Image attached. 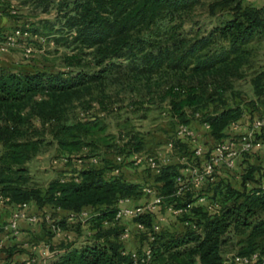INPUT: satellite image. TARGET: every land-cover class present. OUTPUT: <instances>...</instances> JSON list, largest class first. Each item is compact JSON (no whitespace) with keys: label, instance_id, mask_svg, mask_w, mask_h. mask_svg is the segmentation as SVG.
<instances>
[{"label":"trees","instance_id":"1","mask_svg":"<svg viewBox=\"0 0 264 264\" xmlns=\"http://www.w3.org/2000/svg\"><path fill=\"white\" fill-rule=\"evenodd\" d=\"M203 1L24 0L23 4L42 14L55 9V21L59 24L55 33V23L40 21L43 27L48 28L46 36H53L55 46L71 48L89 56L98 67L90 73L83 70L74 73L70 70L21 71L0 67V112L10 115L9 119L1 118L11 124L0 125V196L8 198V204L32 202L38 210L49 206L51 212L56 207L67 213L82 209L92 211L83 223L88 225L86 234L89 238L79 243L57 241V248L50 246L54 255L47 260V264H138L129 252L124 251L119 239L123 227L117 223L107 227L102 224L113 219L117 199L133 200L141 196L142 184L127 180L121 172L114 175L113 158L110 161L98 158L100 155L96 152L106 146V141L99 137L95 129L99 125L98 116L86 122L66 123L60 118V108L77 90L104 78L111 68L121 67L120 59L133 73L156 74L163 67L189 69L192 73L220 68L218 75H227L228 62L239 59L247 43L264 36V4L216 0L214 7H228L229 16L207 33L192 39L181 36L177 18ZM172 20L174 23H171ZM30 31L41 34L37 29L31 28ZM251 86L259 109L264 113V70L251 79ZM197 88L186 90L180 87L177 90L180 96L178 103L174 104L177 108L169 114L185 121L182 108L191 107V96L196 94ZM205 89L212 96L223 92L214 83L206 85ZM36 97L41 99L35 101ZM241 113L242 109L238 106H222L217 111L205 113L211 127L207 133L210 139L215 142L228 138L229 123L237 120ZM33 119L41 126L52 127V138L62 151L72 153L87 147L91 152L87 158L95 157L98 164H87L69 174L64 173L68 176L53 179L43 188L29 186L28 169L24 164L36 155L40 141L31 137L20 141L15 136L19 134L18 129L28 127ZM191 146V142L185 139L174 143V149L183 153L181 157L191 156ZM139 149L138 144H133L129 151L122 148L117 155H123L126 161L127 156ZM253 155L244 153L235 162V167H239L236 173L241 177V188L215 180L217 168L213 180L208 182L211 194L195 197L191 196V192H178L176 179L181 176L182 165L165 164L156 173L149 170L154 189L161 196L160 204L156 211L131 219L143 227L140 237L146 240L150 249L144 264H225L232 254H264V171L250 162L256 158ZM125 161L122 167L127 164ZM249 182L251 187H247ZM201 196L218 203L216 211L209 212L197 203V198ZM186 205L190 206L189 213L179 215L177 219L189 224L187 229L178 233L154 230L155 215L167 211L168 207ZM58 224L63 228L65 222L60 219ZM46 230L49 237L52 236ZM229 243L237 248L225 255L224 247ZM8 246L7 255L0 250V261L8 258L10 262L7 264H37L30 259L13 260V248ZM136 252L141 253L142 250Z\"/></svg>","mask_w":264,"mask_h":264},{"label":"rangeland","instance_id":"2","mask_svg":"<svg viewBox=\"0 0 264 264\" xmlns=\"http://www.w3.org/2000/svg\"><path fill=\"white\" fill-rule=\"evenodd\" d=\"M16 2L18 13L15 16L9 15L5 10L2 11L0 17L7 19L8 26H0V33L23 23H28L30 29H37L38 33L47 35L48 28L40 24L41 20L55 23L53 32L55 33L59 27V24L55 21L57 18L55 9L42 14L35 11L30 5L23 4L24 0H16ZM214 4H216V0H204L195 8L182 13L177 18L180 35L192 39L221 24L229 16L228 7L218 8L214 7ZM210 5L213 7L211 8ZM171 23H174V20ZM243 49L244 52L239 59L228 62V74L226 73L227 75H222V77L218 75L220 68L202 73H192L189 69L171 70L163 67L156 74L133 73L128 66H124L126 65L124 60L120 59L121 67L111 68L104 78L87 84L70 95L60 108V118L66 123H75L86 122L94 116L99 117V125L95 129L100 135L99 137H103L106 141V146L100 147L99 152H96L100 155L98 157L100 159L104 158L110 161L122 148L129 151L133 144H138L140 148L133 153L157 155L164 143V137L175 128L176 120L182 122L169 114L177 108V105L174 104L178 103L180 96H178L177 90L179 91L180 87L186 90L198 87L196 94L191 96L189 104L191 107L189 109L182 108V111L187 114H185L186 120L182 123L191 122L187 116L192 113H212L222 106H238L243 110L258 109L261 111L258 100L253 94L251 79L264 70V36L247 43ZM22 63L30 68L21 65ZM22 63H17L9 68L21 71L44 70L48 72L70 70L72 73L78 70L90 73L98 69L89 56L61 46L48 48L41 54L36 53L28 62ZM20 66H23V68H20ZM211 83H214L215 86L219 85V88L223 89L221 95L212 96L208 94L205 87ZM40 99V97H36L34 100L38 101ZM245 107L248 109H245ZM22 113L25 114V111H22ZM1 117L9 119V114L3 111L0 112V125H11ZM29 124L28 127L22 126L24 128L18 129L19 134L15 136L20 141L28 137L40 141L36 155L24 164V167L28 169L29 186L43 188L49 181L67 177L68 175L63 174H69L78 169V166L88 164L87 155L91 154L89 148L82 147L72 153L62 151L52 138V127L50 125L41 126L34 119ZM203 136L210 139V135L207 133H204ZM124 141L127 142V147ZM204 145H207V143H204ZM253 154L256 155V158L251 159L250 162L259 165L261 171H264V153ZM182 155L183 153L177 149L173 150L171 162L182 163ZM63 157L67 158V162L60 161ZM79 159L81 160L80 163L77 162ZM54 160L57 161L55 164L53 163ZM110 165L112 166V164ZM180 165L185 167L184 163ZM124 167L129 169H126V179L140 181L143 188L147 186L155 187L153 177L148 169H136L129 163ZM234 168L235 165L232 169ZM259 174L255 175L256 179ZM214 177L219 176L215 173ZM218 180L225 181L233 188H241V177L238 173L226 172ZM251 186L252 184L249 182L247 187ZM180 192L184 191L181 190ZM205 193L211 194L208 182L194 188L191 191V196L195 197ZM144 194L142 192L141 196ZM81 225L83 223L80 222H75L73 225H62L63 228L74 234L72 243H79L89 238L86 234L88 225H84L85 228H81ZM153 225L158 227L155 223ZM45 236L49 237L47 232ZM140 239L143 238L140 237ZM31 240L37 241L39 239L32 238ZM63 243L65 244V242ZM54 247L57 248L56 245ZM236 248V245L229 243L224 247V254L229 255L235 252Z\"/></svg>","mask_w":264,"mask_h":264},{"label":"built area","instance_id":"3","mask_svg":"<svg viewBox=\"0 0 264 264\" xmlns=\"http://www.w3.org/2000/svg\"><path fill=\"white\" fill-rule=\"evenodd\" d=\"M246 2H257V0H244ZM16 0H0V15L5 10L9 15L15 16L18 13ZM55 42L53 36H46L42 34L33 33L30 31V25L23 23L15 26L12 29L0 33V53L17 52L19 54L20 62H28L30 58L36 53H43L48 48H54ZM186 114V113H185ZM187 115V114H186ZM191 121L198 122L201 130L208 133L211 129L210 124L206 121V114L200 112L192 113L187 116ZM264 115H258L256 118H251L244 131H239V124L236 120L231 121L228 125L229 137L223 140L215 141L206 152H203L201 147H194L191 156L182 158L183 173L177 177L176 182L178 185V192L183 190L193 191L206 182L213 180V174L217 168L232 169L236 160L242 154L252 153L255 149H264ZM199 137V133L191 128L188 124L176 120L175 128L164 137V143L157 153L152 155L149 153H132L125 157L121 154L113 157L115 168L112 173L118 175L122 169V163L125 161L134 168H145L151 172H158L160 166L173 163L172 155L174 150V143L178 139H185L191 143L195 142ZM205 154L207 156L205 157ZM61 162H67V158L60 159ZM88 164L96 165L98 160L93 157L89 158ZM57 161L54 160L55 164ZM77 162H81L79 159ZM182 164L181 162H179ZM188 176V177H186ZM143 192L153 197L152 201L143 205L132 207L129 205L131 199L119 198L114 204L115 213L111 221L103 222V226H113L118 223L122 218L133 217L142 213H152L156 211L160 204L161 196L154 188L144 187ZM8 198L0 196L1 205H9L15 209L10 218L0 225V229L5 232L0 240V250L3 254H8L9 246L6 240L14 238L17 233L18 220H23L26 223H42L46 229L51 233L52 237L57 241L71 242L74 234L66 228H62L58 222L57 215L62 212L59 207L53 209V212H33L26 213L24 208L26 204H8ZM197 203L204 206L207 211L214 212L218 208V203L206 200L204 197H198ZM189 205L184 207L174 208L168 207L166 210L172 215H182L189 213ZM92 215L90 209H82L78 212H68L66 217L69 221L85 223V221ZM138 229H143L139 224H136ZM157 229V227H154ZM128 236V231L123 229L119 235V239L123 240ZM31 252L42 254L50 258L54 255V251L49 249V245L43 240H33L26 243ZM121 253H124L123 251ZM150 249L146 247L141 253H130L131 258L135 263L144 264L149 258ZM37 262L35 259L30 262ZM10 259L1 260L0 264H7ZM37 264H45L44 260L37 262ZM225 264H264V254L260 252H253L250 255H235L232 254L228 257Z\"/></svg>","mask_w":264,"mask_h":264},{"label":"crops","instance_id":"4","mask_svg":"<svg viewBox=\"0 0 264 264\" xmlns=\"http://www.w3.org/2000/svg\"><path fill=\"white\" fill-rule=\"evenodd\" d=\"M264 0H257L255 5H263ZM8 26V21L4 17H0V26ZM17 63H22L19 60V54L17 52H11V53H0V67H12L15 66ZM21 65L27 66L24 63ZM20 68H23V66H20ZM27 68H30L27 66ZM245 109H248L245 107ZM264 115L262 111H259L258 109H251V110H243L241 115L238 117L236 120L239 124V131L242 132L245 130V128L248 125V122L251 118H256L258 115ZM188 125L196 130L199 133V137L197 140L192 144L191 149L194 147H201L203 152H206L209 147L214 143L212 139H209V137H204L203 134L204 132L201 130V127L198 123L195 121L188 122ZM264 129L262 130V135L263 136ZM204 143H207V145H204ZM175 150V149H174ZM264 153V149H255L252 153ZM183 158V157H182ZM187 158V157H184ZM183 158V159H184ZM239 159L236 160L238 162ZM175 163V162H174ZM179 163V162H178ZM81 166H78V168ZM140 168V167H138ZM136 168V169H138ZM126 169L127 167H122L121 169V174L125 176L126 174ZM129 170V169H127ZM239 170V167L236 166L232 170H227L226 168H219L217 170V175L219 177H216L215 180H218L220 176H224V173L229 172V173H236ZM180 173H183V168H181ZM185 174V173H183ZM186 175V174H185ZM130 180V179H127ZM132 181V180H130ZM134 182H140V181H134ZM225 183V181H224ZM153 197L151 195H142L139 196L136 199L131 200L129 203L130 206L135 207V206H143L149 202H151ZM26 213H33V212H40V211H45V212H51L52 208L49 206H44L42 209L38 210L36 206L32 203L29 202L26 204L24 208ZM15 211V209L9 205H1L0 204V225L5 223L11 216V214ZM67 212L62 211L60 214L57 215V218L60 220H64L65 225H73L74 222L69 221L66 217ZM173 216V217H172ZM154 222L155 224L158 225L154 227H157V229H154L156 232L159 231H167V232H181L189 227V224L186 222L179 221L177 219V215H172L168 211H165L163 213H158L157 215L154 216ZM159 222V223H158ZM117 224L121 225L123 229L128 231V236L124 238L122 241V245L124 247L125 252H136L138 250H144L147 247V244L144 239H140V233H143L144 229H138L137 225L128 217L122 218ZM85 224L81 225V228H85ZM45 225L42 223H26L23 220H18L17 223V233L15 234L14 238H9L6 240L5 243L10 245V247L13 248V254H12V259L15 261H24V260H33L35 259L37 262L41 260H44L45 263L49 258L47 256H42V254L31 252L30 247L26 244L28 241H32V238H38L39 240L45 241L49 245V249L51 250L50 246H53L57 244V240L54 239L52 236L48 237L45 236V233L47 230L45 229ZM5 232L0 231V240L4 236ZM53 251V250H51Z\"/></svg>","mask_w":264,"mask_h":264}]
</instances>
